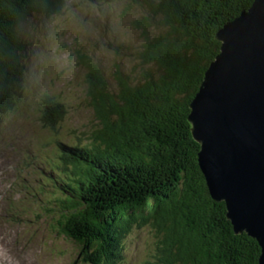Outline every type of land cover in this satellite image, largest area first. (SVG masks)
<instances>
[{"label":"trees","instance_id":"obj_1","mask_svg":"<svg viewBox=\"0 0 264 264\" xmlns=\"http://www.w3.org/2000/svg\"><path fill=\"white\" fill-rule=\"evenodd\" d=\"M252 1L77 4L123 3L139 39L134 50L115 36L103 43L113 54L108 72L96 51L76 50L86 70V105L97 124L80 131L87 138L79 145L57 142L58 178L45 210L52 227L78 247L81 264H119L124 239L147 227L154 239L147 264H258L256 240L234 233L224 203L209 193L188 122L189 105L220 50L217 31ZM68 7L67 0H0V114L20 95L28 45L24 24L60 16ZM66 115L63 103L44 99L45 127L54 128Z\"/></svg>","mask_w":264,"mask_h":264},{"label":"rangeland","instance_id":"obj_2","mask_svg":"<svg viewBox=\"0 0 264 264\" xmlns=\"http://www.w3.org/2000/svg\"><path fill=\"white\" fill-rule=\"evenodd\" d=\"M79 2L84 4V0H67L69 7L60 16L26 21L23 92L17 105L0 116V170H4L0 174V250L12 264H81L78 247L51 225L43 207L51 199L49 193L42 195L36 188L45 182L51 191V179L58 178L54 172L56 143L79 145L87 138L81 137L80 131L89 132L97 124L86 105V70L76 50L96 51L102 67L110 66L108 72L112 71L113 54L102 49L104 42L115 36L133 50L139 43L138 31L130 28L132 16L124 14L123 3L80 8ZM129 52L132 57L128 58L133 60V52ZM127 56L124 51L119 57L123 65ZM44 95L62 102L67 110L54 128L46 129L40 119ZM10 156L13 160L8 163ZM132 232L124 239L125 254L119 264H147L154 240L150 229Z\"/></svg>","mask_w":264,"mask_h":264},{"label":"water","instance_id":"obj_3","mask_svg":"<svg viewBox=\"0 0 264 264\" xmlns=\"http://www.w3.org/2000/svg\"><path fill=\"white\" fill-rule=\"evenodd\" d=\"M219 53L190 103L197 160L234 233H246L264 264V0L216 33Z\"/></svg>","mask_w":264,"mask_h":264},{"label":"bare ground","instance_id":"obj_4","mask_svg":"<svg viewBox=\"0 0 264 264\" xmlns=\"http://www.w3.org/2000/svg\"><path fill=\"white\" fill-rule=\"evenodd\" d=\"M0 264H12L8 261L6 254L0 250Z\"/></svg>","mask_w":264,"mask_h":264}]
</instances>
